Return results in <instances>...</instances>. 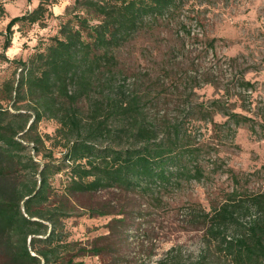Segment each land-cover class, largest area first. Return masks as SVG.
I'll list each match as a JSON object with an SVG mask.
<instances>
[{
  "label": "trees",
  "instance_id": "1",
  "mask_svg": "<svg viewBox=\"0 0 264 264\" xmlns=\"http://www.w3.org/2000/svg\"><path fill=\"white\" fill-rule=\"evenodd\" d=\"M77 1L81 6L77 21L64 23L61 36L22 61L19 78L4 80L0 91V249L8 264H75L73 255L66 256L69 244L60 229L69 208L64 203L54 207L57 196L113 187L155 195L180 187L183 179H201L204 175L200 150L182 142L187 127L180 122L151 121L145 113L147 94L109 82L100 96H93L99 74L106 70L114 73L117 52L136 35L172 21L181 0ZM47 9L41 2L32 12L10 19L0 60L8 59L6 50L12 44L14 26L38 22ZM187 34L191 35V30ZM215 42L213 38L209 47L214 49ZM238 59L230 57L227 64L233 67L232 62ZM247 71L238 70L224 84L222 97L236 95L241 99L244 92L255 87L245 78ZM205 81L221 87L212 76ZM222 97L209 103H191L190 117L221 126L213 115L222 113L227 117L224 125L232 132L236 127L231 121L239 126L251 120L235 112ZM87 100L85 110L83 102ZM44 118L57 119L58 135L67 139L59 142L66 149L62 162L58 163L38 131ZM70 134L77 137L71 139ZM31 152L42 155L45 162H39ZM66 169L70 180L60 191L52 180ZM237 193L235 190L209 211H200L197 222L204 225L207 240L234 264H261L264 193L243 197ZM95 212L108 213L96 208ZM176 250L172 248L161 263L205 261L183 262Z\"/></svg>",
  "mask_w": 264,
  "mask_h": 264
},
{
  "label": "rangeland",
  "instance_id": "2",
  "mask_svg": "<svg viewBox=\"0 0 264 264\" xmlns=\"http://www.w3.org/2000/svg\"><path fill=\"white\" fill-rule=\"evenodd\" d=\"M41 2L48 8L44 17L36 23L20 22L10 33L8 59L0 60V91L4 80L19 78L20 63L61 36L63 24L75 23L81 10L77 0H0L1 52L10 19L32 12ZM181 5L172 21L136 35L117 52L114 73L99 74L93 96H100L109 82L147 94L145 113L151 121L180 122L187 127L182 142L200 150L204 175L183 179L180 187L155 195L113 187L55 197L54 207L64 203L69 208L60 229L69 244L66 256L73 255L75 264H172L161 262L174 247L183 262L201 258L203 264H234L207 240L197 218L200 211L221 205L235 190L239 197L264 193V0H181ZM213 38L214 49L209 47ZM230 57H239L233 67L227 64ZM243 68H248L245 78L255 87L241 99L222 97L224 84ZM211 76L221 87L206 83ZM199 83L200 87H194ZM219 97L251 120L239 126L231 121L236 127L232 132L224 125L227 117L222 113L213 115L221 126L190 117L191 103H209ZM88 105V100L83 102L85 110ZM59 127L54 118L38 124L58 163L66 152L59 142L67 140L58 135ZM31 153L45 162L42 155ZM69 180L66 169L52 182L62 191ZM95 208L108 213L100 215ZM81 248L87 251L80 253ZM0 264H8L1 249Z\"/></svg>",
  "mask_w": 264,
  "mask_h": 264
}]
</instances>
